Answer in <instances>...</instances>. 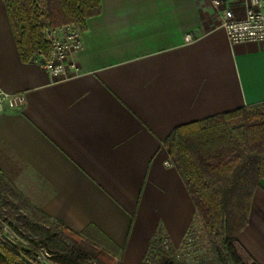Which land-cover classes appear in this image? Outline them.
Returning <instances> with one entry per match:
<instances>
[{
	"label": "crops",
	"instance_id": "obj_1",
	"mask_svg": "<svg viewBox=\"0 0 264 264\" xmlns=\"http://www.w3.org/2000/svg\"><path fill=\"white\" fill-rule=\"evenodd\" d=\"M245 0H100L85 20L80 73L52 81L18 56L0 0V171L52 220L122 264H142L157 233L179 246L196 210L163 140L178 125L264 102V41L231 43L220 26ZM189 34L190 41L184 36ZM264 264V179L237 235Z\"/></svg>",
	"mask_w": 264,
	"mask_h": 264
},
{
	"label": "trees",
	"instance_id": "obj_2",
	"mask_svg": "<svg viewBox=\"0 0 264 264\" xmlns=\"http://www.w3.org/2000/svg\"><path fill=\"white\" fill-rule=\"evenodd\" d=\"M2 1L22 62L46 57L49 27L74 23L81 30L88 17L100 12V0ZM163 145L189 193L211 254L203 261H178L162 248L157 233L148 250L156 252L158 264H260L237 235L248 222L253 191L264 179V102L175 126ZM3 220L25 245L3 237ZM85 237V231L42 213L0 171V264H31L23 255L27 248L39 247L61 264H122Z\"/></svg>",
	"mask_w": 264,
	"mask_h": 264
},
{
	"label": "built area",
	"instance_id": "obj_3",
	"mask_svg": "<svg viewBox=\"0 0 264 264\" xmlns=\"http://www.w3.org/2000/svg\"><path fill=\"white\" fill-rule=\"evenodd\" d=\"M212 4L215 7L225 6V0H212ZM220 26L233 44L264 41V0H245L244 12L240 17L235 16L232 9L224 7ZM46 38L49 49L46 57L37 58L40 67L48 73L52 81H62L77 76L80 71L75 55L82 45L80 28L74 23L49 27ZM184 39L190 41L192 38L186 34ZM23 102L21 93H8L0 89V112L17 110ZM189 231L179 245L181 251H189L191 248L193 238ZM2 235L5 239L16 242L17 237L14 232L5 224L2 225ZM19 241L25 245L24 241ZM26 250L28 253L23 256L31 264H61L50 260L48 253L43 249L27 248Z\"/></svg>",
	"mask_w": 264,
	"mask_h": 264
},
{
	"label": "rangeland",
	"instance_id": "obj_4",
	"mask_svg": "<svg viewBox=\"0 0 264 264\" xmlns=\"http://www.w3.org/2000/svg\"><path fill=\"white\" fill-rule=\"evenodd\" d=\"M9 180H10V178H9ZM10 182L13 184L12 180H10ZM3 207L4 206H2L1 210H4ZM3 224L9 226L6 223V221H4V220L2 221V225ZM9 228L11 229L10 226H9ZM188 231L190 233V236H192V238H193V240L191 242L192 245H191V248L189 251L188 250L187 251L186 250L181 251L179 246H176V247L170 246L168 244V242H166V240L162 237L160 238L161 246L163 249L168 250L171 253V255L178 261L190 262V263L203 261L207 256H209L211 254V248L207 242V239H206L205 234L203 232V229L201 227V223H200L198 216H197L196 220H194V222L190 225V228H188ZM17 238H16V242L20 243V241H19L20 239H17ZM84 240L87 242H90V243H94L97 246H99L100 248L105 250V248H103L101 246V243H100L101 240L98 237H91V236L89 237L88 236L87 238L85 237ZM38 249H43V248L39 247ZM105 251H107V250H105ZM107 253L109 254V256L111 258H113L112 254L110 252L107 251ZM158 262H159V259H158L156 252L152 251V250H148V252L145 254V257H144L142 264H158Z\"/></svg>",
	"mask_w": 264,
	"mask_h": 264
}]
</instances>
